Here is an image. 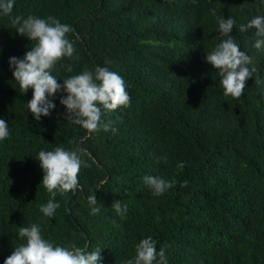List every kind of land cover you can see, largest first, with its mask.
<instances>
[{"label": "trees", "instance_id": "1", "mask_svg": "<svg viewBox=\"0 0 264 264\" xmlns=\"http://www.w3.org/2000/svg\"><path fill=\"white\" fill-rule=\"evenodd\" d=\"M15 15L71 26L79 58L57 63L60 83L108 67L125 80L131 104L102 109L115 132L89 135L68 121L63 92L37 121L27 108L33 90L21 92L9 63L35 42L0 14V119L10 132L0 140V264L26 243L19 227L32 224L54 245L100 247L103 264L133 259L149 236L157 251L165 247L167 264H264V49L253 47L255 28L239 31L264 15V0H15ZM230 16L232 38L257 68L239 98L223 95L206 61L223 39L218 18ZM57 147L79 149L89 167L77 190L57 192L60 207L46 217L40 206L52 197L37 158ZM145 176L176 183L153 196ZM94 192L96 215L87 200ZM118 200L123 216L112 208Z\"/></svg>", "mask_w": 264, "mask_h": 264}, {"label": "clouds", "instance_id": "2", "mask_svg": "<svg viewBox=\"0 0 264 264\" xmlns=\"http://www.w3.org/2000/svg\"><path fill=\"white\" fill-rule=\"evenodd\" d=\"M14 6L15 0H0V14L9 16L16 32L35 43H32L31 50L23 58L11 57L9 63L21 92L26 94L29 89L33 90L27 108L35 119L39 121L42 116H50L56 108L50 97L54 98L57 93L63 92L66 95L60 99V103L67 110L68 121L88 132H98L101 129L117 131L112 128L111 121H102V109L111 112L130 106L131 97L125 80L108 67L97 66L94 72L84 69L80 74L64 78L63 83H60L61 80L52 74L57 63L65 57L79 58L75 56L73 42L67 38V34L72 31L71 26L52 16H12ZM218 25L223 39L211 52L206 53V61L218 71L223 95L239 98L257 68L254 59L242 51L232 38L233 29L237 26L236 20L231 16L227 19L218 18ZM252 28L257 30L253 47L257 50L264 49V15L254 16L247 24L239 25L240 32ZM67 71H72L71 65L67 66ZM9 136V125L4 119H0V140ZM37 159L44 172L42 185L52 197L47 204L40 206V211L44 216L52 217L60 207L55 202L57 192L64 194L77 190L80 171L89 167V164L82 159L79 149L66 150L64 147H57L53 151L42 150ZM162 159L165 162L167 160L166 157ZM143 180L153 196L164 194L176 183L175 180H167L162 176H145ZM187 183L184 181L182 186ZM87 200L92 206L91 214H98L101 209L96 207L98 201L95 192L88 195ZM112 208L122 216L127 212V205L119 200L113 203ZM19 237L26 243L16 246L4 264H103V250L100 247L88 250L75 245H54L43 238L37 224L19 227ZM123 264H167L165 247L162 246L157 251V241L151 236L144 238L136 245L135 257Z\"/></svg>", "mask_w": 264, "mask_h": 264}, {"label": "water", "instance_id": "3", "mask_svg": "<svg viewBox=\"0 0 264 264\" xmlns=\"http://www.w3.org/2000/svg\"><path fill=\"white\" fill-rule=\"evenodd\" d=\"M91 134V132H89V135ZM84 151L86 152V153H88L89 154V152L88 151H86L85 149H84Z\"/></svg>", "mask_w": 264, "mask_h": 264}]
</instances>
